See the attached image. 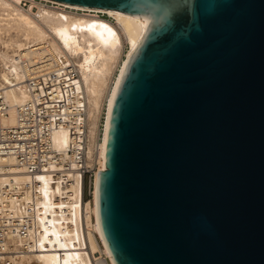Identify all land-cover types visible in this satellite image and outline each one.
<instances>
[{
	"label": "water",
	"instance_id": "95a60500",
	"mask_svg": "<svg viewBox=\"0 0 264 264\" xmlns=\"http://www.w3.org/2000/svg\"><path fill=\"white\" fill-rule=\"evenodd\" d=\"M54 1L148 19L96 175L112 262L264 264V0Z\"/></svg>",
	"mask_w": 264,
	"mask_h": 264
},
{
	"label": "bare ground",
	"instance_id": "6f19581e",
	"mask_svg": "<svg viewBox=\"0 0 264 264\" xmlns=\"http://www.w3.org/2000/svg\"><path fill=\"white\" fill-rule=\"evenodd\" d=\"M45 1L65 8L38 0H0V61L5 66L0 70V89L10 106L4 122L13 124L16 121L15 105L28 97L27 86L23 83L15 55L43 61L38 70L53 72H61L59 64L62 58H66L75 72L74 77H67L69 84H72L71 94L66 96L61 89L55 102L63 103L61 109L64 114H78L76 111L83 109L84 113L81 114H84L83 119L87 123V154L92 165H96V170L104 169L105 144L113 100L123 69L143 37L148 19L117 9ZM99 13L111 16L114 21ZM125 43L128 44V49L121 58ZM115 68L117 73L114 75ZM68 100L70 103H65ZM103 102L105 114L103 129H100L103 131L101 139L97 140L99 113ZM74 135L71 127L65 126L53 132L52 139L55 146L62 148L72 141ZM12 176L15 179H28L27 174L20 170H13ZM4 177L0 175V181ZM96 179L92 189L93 202L89 206L93 219L87 225V236L92 252L98 249L100 238L110 256L99 227ZM74 191L77 194V188ZM42 194L43 205L48 211L47 224L43 225L40 250L30 256L29 264H92L89 254H84L73 243L80 238L77 216L78 210L83 207L82 202L75 198L71 205L74 211V229H68L63 224L67 217L62 214L60 217L56 216V208L63 211L69 207L55 198L60 194V187L42 179Z\"/></svg>",
	"mask_w": 264,
	"mask_h": 264
},
{
	"label": "built area",
	"instance_id": "2783aa9c",
	"mask_svg": "<svg viewBox=\"0 0 264 264\" xmlns=\"http://www.w3.org/2000/svg\"><path fill=\"white\" fill-rule=\"evenodd\" d=\"M38 1L65 8L57 3ZM15 60L28 97L15 105L16 121L7 124L4 118L10 106L0 89V175L5 176L0 181V264H29L30 256L40 250V237L48 215L43 205L42 179L60 187V194L55 198L69 207L63 211L56 208V216L67 217L63 224L68 229H74L71 205L75 198L83 204L78 210L80 238L74 240L75 246L89 254L92 264H113L100 238L98 249L92 252L87 236V225L93 219L89 206L98 170L87 154L83 109L76 111L78 114H64L63 103L55 102L61 89L66 96L71 94L72 84L67 77H74L75 72L66 58L59 64L61 72L39 71L43 61L28 56L16 54ZM65 126L71 127L75 135L67 146L59 148L52 134ZM13 170L27 174L28 179H15Z\"/></svg>",
	"mask_w": 264,
	"mask_h": 264
},
{
	"label": "rangeland",
	"instance_id": "374dc122",
	"mask_svg": "<svg viewBox=\"0 0 264 264\" xmlns=\"http://www.w3.org/2000/svg\"><path fill=\"white\" fill-rule=\"evenodd\" d=\"M42 2H44V1H42ZM49 4V3H48ZM35 10V8H33V11ZM80 12V11H79ZM102 17H104V18H107V19H110V20H112V21H114V19L111 17V16H108L107 14H105V13H99ZM127 49H128V44H124V47H123V51H122V53H121V58L122 57H124L125 56V53H126V51H127ZM121 58H120V60H119V62L121 61ZM118 62V63H119ZM5 66H3V64H1V61H0V70H2L3 68H4ZM114 72V75L117 73V68H115V70L113 71ZM105 103L103 102L102 103V106H101V108H100V113H99V130H98V135H97V139L98 140H100L101 139V137H102V131L103 130H100V129H103V119H104V114H105ZM93 202V201H92ZM91 202V203H92Z\"/></svg>",
	"mask_w": 264,
	"mask_h": 264
},
{
	"label": "snow or ice",
	"instance_id": "6c2138e0",
	"mask_svg": "<svg viewBox=\"0 0 264 264\" xmlns=\"http://www.w3.org/2000/svg\"><path fill=\"white\" fill-rule=\"evenodd\" d=\"M113 6H116V5H113Z\"/></svg>",
	"mask_w": 264,
	"mask_h": 264
}]
</instances>
